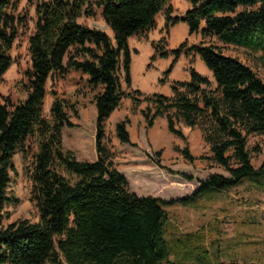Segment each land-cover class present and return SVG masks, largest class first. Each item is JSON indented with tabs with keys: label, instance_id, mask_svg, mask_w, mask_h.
Instances as JSON below:
<instances>
[{
	"label": "trees",
	"instance_id": "1",
	"mask_svg": "<svg viewBox=\"0 0 264 264\" xmlns=\"http://www.w3.org/2000/svg\"><path fill=\"white\" fill-rule=\"evenodd\" d=\"M188 1L190 8L179 16L173 15L172 0H34L26 96L16 103L0 96V264H186L204 236L176 231L165 206L190 203L206 192L237 186L247 177L258 179L255 185L264 188V161L256 167L248 146L251 135L264 134V77L250 65L205 41L186 40L174 49L162 46L163 40L152 41L151 62L170 55L176 61L183 53L194 52L214 81L190 67L188 81L171 82L172 95L132 86L129 38L154 28L161 12L167 30L186 22L190 33L215 36L260 53L264 66V0ZM98 8L113 36L79 21L95 16ZM17 12L18 0H0V78L13 63L11 51L26 24ZM70 70L88 74L87 83L94 91L95 161L79 159L64 145V128L78 126L71 113H77L75 103L54 92L50 116L44 113L49 79ZM123 98L132 99L134 107L146 103L141 111L148 129L159 117L184 140L181 124L199 128L211 152L202 158L228 175L197 178L199 186L191 194L168 200L132 191L106 144V121ZM129 122L126 116L116 123L121 143H131ZM178 149L191 162L198 158L188 146ZM19 151L32 158V196L39 219L4 225L5 207L16 200L8 189ZM181 175L195 179L193 174Z\"/></svg>",
	"mask_w": 264,
	"mask_h": 264
},
{
	"label": "rangeland",
	"instance_id": "2",
	"mask_svg": "<svg viewBox=\"0 0 264 264\" xmlns=\"http://www.w3.org/2000/svg\"><path fill=\"white\" fill-rule=\"evenodd\" d=\"M174 2L177 5V1L174 0ZM17 13L26 18V24L21 25L19 36L11 51L13 63L0 78V96L3 101L10 99L11 103H16L26 96L25 71L31 65L28 49L29 36L34 29L36 18L34 0H18ZM162 16L165 18L164 12L159 15V22ZM102 17L101 10L98 8L95 16L81 17L80 22L95 26L102 22ZM104 23L106 24L105 21ZM111 31L109 28V33L113 36ZM151 31L153 37L159 36L160 28L156 24ZM147 32L149 35L150 29ZM191 39L196 41L195 43L203 41L213 43L223 53L239 58L264 77V66L260 59V53L227 44L215 36L204 38L199 33L196 36L193 35ZM161 40H163L162 46L166 47L165 38L158 41ZM133 58V88H139L145 92L161 93L171 90L168 85L162 84V79L165 78L164 72L167 69L156 76V73L161 71L154 66L155 60L151 62L147 48L134 54ZM199 59L198 61L191 60L190 64L194 65L195 63L194 67L198 72L214 81L211 70L200 56ZM144 66H147V69L145 75H142ZM173 75L174 79L182 78L178 71ZM170 81L171 73L166 83ZM60 83L58 77H52L48 81L44 113L46 116H50L54 92L66 97L71 103H75L77 113L72 111L71 113L73 121L78 126L64 128V145L72 149L79 159L94 161L97 159L95 147L97 112L91 105L90 98L92 96L85 92V86L81 85V88L68 93L66 84L60 85ZM123 87L129 90L125 81H123ZM133 108L137 110L138 106ZM121 109H126L125 103ZM110 121L111 118L106 121V144L114 158H116L115 156L120 157V159H116L118 168L125 172L130 189L139 195H152L166 200L183 197L191 194L199 186L197 178L205 179L212 173L228 175L222 167L202 158L209 156L210 152L201 130L190 132L187 140H184L173 135L167 128L166 119L159 117L153 130L146 128V124L147 132H143L140 123L137 124L136 130L132 126L135 139L136 136H140L142 131L144 144L140 146L138 143H130V145H126L129 152L121 153L119 152V140L113 133ZM31 142L34 143V139H31ZM186 146L198 157L194 162L189 161L178 149ZM248 146L254 165L259 167L264 161V134L251 135ZM257 148L260 150H256ZM159 151L162 152L160 156L157 155ZM31 159V157H26L22 151H19L14 157L16 170L12 172L8 194L16 200L5 207L4 225L18 219L32 221L39 219V210L32 196ZM181 173L193 174L195 179L188 180ZM257 180L247 177L237 186L206 192L190 203H175L165 206L168 210L170 224L176 231L181 233L200 232L204 236V243H200V247L193 253L194 257L186 264H219L230 261H236L239 264H264V188H258L255 185Z\"/></svg>",
	"mask_w": 264,
	"mask_h": 264
},
{
	"label": "crops",
	"instance_id": "3",
	"mask_svg": "<svg viewBox=\"0 0 264 264\" xmlns=\"http://www.w3.org/2000/svg\"><path fill=\"white\" fill-rule=\"evenodd\" d=\"M176 1H177V5H175L174 0H172V5L174 7L173 15L182 16L190 8L191 4H190V2L188 0H176ZM159 15H161V13ZM159 15L157 16V21H156V24L160 28L159 36L156 35V36L153 37L152 34H151L152 31L150 29L149 35H148L147 31H144V32L135 34V35H133V36H131L129 38V44H130V47H131V50H132L131 72H132V69H133V60H134L133 55L134 54L140 53V51L143 48H147L149 50L150 58L155 53V49L152 46L151 41H158L161 38H165V41L167 42L166 48H168V49L177 48L181 43H183L186 40H188L190 44H193V43L196 42V41H192L191 37L193 35L196 36V34H199V33H190L188 24L186 22H178L177 24L171 26L169 28V30H167L165 28L166 20H165L164 16H162V18H161V20L159 22L158 21ZM79 21H80V18H79ZM104 21L105 20L102 17V22H100L98 25H95V26L94 25H90V24H86V25H88L90 27H99V28H101V29H103V30H105L106 32L109 33V28L110 27L108 26L107 23L105 24ZM191 60H194V61L200 60L199 59V55L194 53V52H191V53H188V54L183 53L176 61H175V57L173 55H170V56H168L166 58H157L153 62V64H154V66L156 68L160 69L161 72H157L156 76H157L158 73H162L163 71L168 69L174 63L173 64V68H172V72H171V81H173V80L188 81L190 79V75H189L190 71H189V69H190V67H194V65H195V63H194V65L190 64ZM149 62H150V60H149ZM146 67L144 66V68L142 70V75H145L146 69H147ZM152 69H154V68H152ZM177 71L181 74V77H182L181 79H174L173 78L174 77V75H173L174 72H177ZM56 77L59 78V80L61 82L60 85L66 84V90H67L68 93H70L73 90H76L78 88H81L80 87L81 85H82V87L85 86L86 87L84 89L85 92L89 93L90 96H92L90 98V101H91L92 107L94 108V111L96 112L95 104L92 101L93 100L94 91L91 89V87L87 83V79L89 78L88 74L82 73V72L77 71V70H70L65 75L56 76ZM132 79H133V77H132ZM171 81L167 82V83L166 82H162V84L163 85H168V87L171 89ZM164 94L172 95V90H169V91H167ZM123 103L126 104V109H124V110L121 109V106L123 105ZM145 105H146V103L145 104L142 103L140 106H138L137 110H134L132 99L123 98L121 103H120V105L111 113V115L109 117V118H111L110 122L112 123L113 133L116 134V132H115L116 123L120 119L128 116L129 119H130V122L128 124V129L130 131L131 143H133V144L138 143L140 146L143 145L144 144V141H143L144 138L142 136V131L140 132V136L139 137L136 136V139H135L133 137L132 126L135 127V130H136L137 129V124L140 123L141 129L143 128V132L144 131L147 132V130L145 128L146 120H145V117H144V115L142 114V111H141L145 107ZM181 127H182V129H183V131H184L186 136H188V134L190 132H192V131L200 130L198 128L185 127L183 124H181ZM154 128H155V126L152 127L149 130H153ZM119 143H120L119 152L128 153L129 150L126 149V145H130V143H121L120 141H119ZM209 152H210V150H209ZM208 155H211V152ZM115 157L116 158H114V162H115L116 167L118 168V162H117L116 159H120V157L119 156H115ZM118 170H119V168H118ZM120 172H122L123 174L125 173L124 171H120ZM184 233H186V232H184Z\"/></svg>",
	"mask_w": 264,
	"mask_h": 264
},
{
	"label": "bare ground",
	"instance_id": "4",
	"mask_svg": "<svg viewBox=\"0 0 264 264\" xmlns=\"http://www.w3.org/2000/svg\"><path fill=\"white\" fill-rule=\"evenodd\" d=\"M112 32V31H111ZM113 33V32H112Z\"/></svg>",
	"mask_w": 264,
	"mask_h": 264
}]
</instances>
